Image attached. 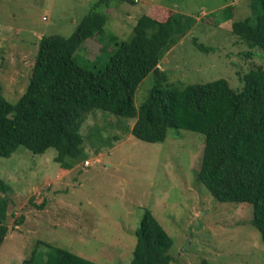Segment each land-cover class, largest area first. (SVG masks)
Instances as JSON below:
<instances>
[{"label":"rangeland","instance_id":"374dc122","mask_svg":"<svg viewBox=\"0 0 264 264\" xmlns=\"http://www.w3.org/2000/svg\"><path fill=\"white\" fill-rule=\"evenodd\" d=\"M97 1L0 0V83L7 100L15 103L24 92L39 39L71 35ZM254 1L107 0L98 7L107 16L103 33L85 40L74 58L86 68L102 66L115 42L129 39L138 17L154 6L196 19L158 64L164 85L222 78L239 90L242 75L264 70V49L231 32L232 21L251 15ZM194 39L211 49H198ZM154 83L153 73L143 78L136 107ZM134 122L100 110L88 114L80 127L83 155L71 169L54 160V147L36 154L19 146L0 156V181L9 186L0 189L8 200L0 264H24L33 252V264L45 260L47 244L99 264H128L146 210L173 241L169 264H264L252 205L217 201L198 181L204 134L170 128L163 141L146 142L131 134Z\"/></svg>","mask_w":264,"mask_h":264},{"label":"trees","instance_id":"16d2710c","mask_svg":"<svg viewBox=\"0 0 264 264\" xmlns=\"http://www.w3.org/2000/svg\"><path fill=\"white\" fill-rule=\"evenodd\" d=\"M106 1L94 3L71 35L39 39L29 81L15 103L3 96L0 83V156H10L19 146L36 154L54 147V160L71 169L84 151L80 127L96 110L135 119L131 134L146 142L163 141L170 128L199 132L205 142L198 181L217 201L251 204V222L264 244V70L242 75L239 90L222 78L180 88L164 85L166 74L158 64L196 21L180 13H170L164 20L142 14L132 36L115 42L102 66L83 67L75 53L85 40L103 33L107 16L98 7ZM251 11L232 21L231 32L250 47L264 49V0L254 1ZM194 44L203 51L211 49L196 39ZM149 73L155 83L136 107L135 91ZM8 188L0 181L3 192ZM7 201L0 196V245L8 230L3 223ZM16 221L21 223L23 216ZM135 237L128 264L171 262L173 241L149 210L141 217ZM47 246L45 260L35 264H99ZM34 253L24 264H33Z\"/></svg>","mask_w":264,"mask_h":264},{"label":"crops","instance_id":"0c3cea01","mask_svg":"<svg viewBox=\"0 0 264 264\" xmlns=\"http://www.w3.org/2000/svg\"><path fill=\"white\" fill-rule=\"evenodd\" d=\"M124 1V0H123ZM135 0H132V2H134ZM153 7L152 6L150 9H149V12H146V14L150 15L151 17H154L158 20H164L169 14H167V12H165L164 10H162L161 8H158L157 10H153Z\"/></svg>","mask_w":264,"mask_h":264},{"label":"built area","instance_id":"2783aa9c","mask_svg":"<svg viewBox=\"0 0 264 264\" xmlns=\"http://www.w3.org/2000/svg\"><path fill=\"white\" fill-rule=\"evenodd\" d=\"M89 162H88V160H85V164H88Z\"/></svg>","mask_w":264,"mask_h":264}]
</instances>
